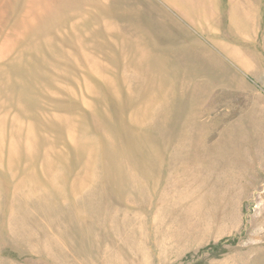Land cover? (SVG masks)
Listing matches in <instances>:
<instances>
[{
  "label": "rangeland",
  "instance_id": "374dc122",
  "mask_svg": "<svg viewBox=\"0 0 264 264\" xmlns=\"http://www.w3.org/2000/svg\"><path fill=\"white\" fill-rule=\"evenodd\" d=\"M0 264H264V0H0Z\"/></svg>",
  "mask_w": 264,
  "mask_h": 264
}]
</instances>
